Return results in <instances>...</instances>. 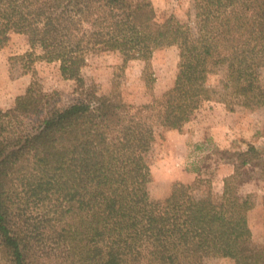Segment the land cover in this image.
<instances>
[{"label":"trees","instance_id":"16d2710c","mask_svg":"<svg viewBox=\"0 0 264 264\" xmlns=\"http://www.w3.org/2000/svg\"><path fill=\"white\" fill-rule=\"evenodd\" d=\"M156 19L152 0H0V50L13 33L25 34L41 52L24 57L59 62L63 78L78 88L89 87L82 70L97 52H119L123 66L144 61L149 89L154 51L176 46L179 58L174 85L135 107L116 89L98 94L90 87L80 100L49 108L50 94L37 80L13 107L0 106L6 264H200L208 256L264 264V249L250 244L256 201L241 194L250 167L264 170L255 145L233 153L221 194L206 185L180 213L169 204L189 186L176 184L155 201L139 180L163 130H181L212 98V74L222 72L223 85L247 107L264 109V0H196L195 26L173 15ZM108 114L111 139L99 132ZM261 203L264 226V194ZM42 234L54 240V251L37 247Z\"/></svg>","mask_w":264,"mask_h":264},{"label":"rangeland","instance_id":"374dc122","mask_svg":"<svg viewBox=\"0 0 264 264\" xmlns=\"http://www.w3.org/2000/svg\"><path fill=\"white\" fill-rule=\"evenodd\" d=\"M152 1L157 22L173 15L184 23L196 25V0ZM29 51L41 52L38 47L31 48L27 35L19 33H13L7 45L0 50V106L3 109L13 107L16 97L24 93L33 80H37L42 89L50 94L49 108L64 107L80 100L90 87L98 94H108L116 89L124 102L135 107L149 102L153 96L161 95L174 85L179 59L176 46L157 48L150 61V69L156 80L149 89L144 81V61L133 59L123 66L119 52H97L89 55L88 64L82 70L89 86L84 90L78 88L75 80L63 78L59 62H29L24 57ZM222 77V72L209 77V85L214 89L212 98L196 110L181 130H163L146 154L147 169L139 180L147 187L151 199L163 201L171 195L176 184L189 186L184 196L169 204L171 211L180 213L183 207L203 197L208 185L215 194H221L224 178L234 171L231 158L235 151L245 150L248 144H253L264 157V109H251L243 100L233 97L221 82ZM99 132L106 139L113 137L112 114L102 121ZM250 169L252 179L242 188L241 194H251L256 201V206L249 213L253 231L250 244L254 248L264 249L261 205L264 170L260 167ZM49 240L46 234L41 235L37 246L41 252L54 251V240ZM0 264H6L1 253ZM200 264L238 262L230 257L208 256Z\"/></svg>","mask_w":264,"mask_h":264}]
</instances>
